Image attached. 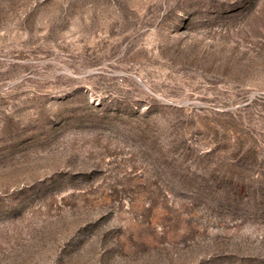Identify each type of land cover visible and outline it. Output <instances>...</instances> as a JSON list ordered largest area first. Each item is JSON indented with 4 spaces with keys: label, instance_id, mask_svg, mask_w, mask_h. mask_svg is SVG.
<instances>
[{
    "label": "rangeland",
    "instance_id": "374dc122",
    "mask_svg": "<svg viewBox=\"0 0 264 264\" xmlns=\"http://www.w3.org/2000/svg\"><path fill=\"white\" fill-rule=\"evenodd\" d=\"M0 264H264V0H0Z\"/></svg>",
    "mask_w": 264,
    "mask_h": 264
}]
</instances>
